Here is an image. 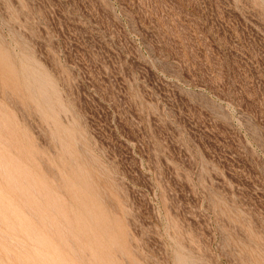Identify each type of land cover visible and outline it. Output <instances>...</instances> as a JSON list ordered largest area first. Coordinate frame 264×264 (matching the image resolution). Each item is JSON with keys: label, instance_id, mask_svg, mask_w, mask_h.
<instances>
[{"label": "rangeland", "instance_id": "rangeland-1", "mask_svg": "<svg viewBox=\"0 0 264 264\" xmlns=\"http://www.w3.org/2000/svg\"><path fill=\"white\" fill-rule=\"evenodd\" d=\"M0 56V264H264V0H0Z\"/></svg>", "mask_w": 264, "mask_h": 264}, {"label": "bare ground", "instance_id": "bare-ground-1", "mask_svg": "<svg viewBox=\"0 0 264 264\" xmlns=\"http://www.w3.org/2000/svg\"><path fill=\"white\" fill-rule=\"evenodd\" d=\"M0 58H1V56H0ZM12 70H13V69H12ZM18 71H19V70H17V72H18ZM21 71H22V70H20V72H21ZM25 71H26V70H25ZM27 71H28V70H27ZM4 72H5V71H4ZM15 72H16V70H15ZM17 72H16V73H17ZM13 73H14V72H13ZM16 73H15V75H16ZM21 73H22V72H21ZM35 73H36V72H35ZM18 74H19V73H18ZM22 74H23V73H22ZM3 75H4V74H3ZM28 75H29V74H28ZM18 77H19V76H18ZM23 78L26 79V77H23ZM33 78H34V77H33ZM5 79H6V78H5ZM14 79H15V77H14ZM16 79H18V78H16ZM30 79H31V78H30ZM20 80H21V79L19 78V81H20ZM35 80H36V78H35ZM27 81L29 82L28 79H27ZM36 81H37V80H36ZM43 81H44V80H43ZM20 82H21V81H20ZM32 82H33V81H32ZM32 82H31V86H30V87L35 86V84H33ZM44 82H45V81H44ZM13 83H14V82H13ZM17 83H18V82H17ZM29 83H30V82H29ZM35 83H36V82H35ZM41 83H42V82H41ZM32 84H33V85H32ZM18 85H19V83H18ZM45 85H46V86H45ZM12 86H14V85H12ZM27 86H29V84H27ZM44 86L47 87V88H49V87L47 86V84H44ZM20 87H21V83H20ZM22 87H23V88H26L25 86H22ZM22 87H21V89H22ZM28 88H29V87H28ZM36 88H38L37 85H36ZM47 88H46V91H47ZM26 89H27V88H26ZM49 89H50V88H49ZM23 90H25V89H23ZM27 90H29V89H27ZM32 90H33V89H32ZM34 90H35V89H34ZM37 90H38V89H37ZM40 90H41V88H40ZM40 90H39V91H40ZM43 90H44V89H43ZM30 91H31V90H30ZM30 91H29V92H30ZM35 91H36V90H35ZM39 91H36V93L39 92ZM25 92H26V91H25ZM29 92H27V93H29ZM32 92H33L32 94H34V91H32ZM49 92H50V91H48L47 93H49ZM22 93H23V92H22ZM30 93H31V92H30ZM39 93H40V92H39ZM44 93H45V92H44ZM25 94H26V93H25ZM32 94H29V95H32ZM37 94H38V93H37ZM27 95H28V94H27ZM33 96H34V95H33ZM33 96H30V97H33ZM37 96H38V95H37ZM39 96H40V95H39ZM39 96H38V97H39ZM48 96H49V94H48ZM50 96H51V95H50ZM50 96H49V100H50ZM34 97H35V96H34ZM43 97H44V96H43ZM41 98H42V97H41ZM41 98L39 97L38 99H41ZM35 99H36V98H35ZM38 99H37V101H36L37 103L39 102ZM29 100H30V99H29ZM51 100H52V99H51ZM30 101H33V99L30 100ZM40 101H41V100H40ZM43 101H44V100H43ZM36 102L33 101V104L36 103ZM51 102H52V101H51ZM30 103H31V102H30ZM49 103H50V102H49ZM40 104H41V103H40ZM40 104H39V105H40ZM52 104H53V102H52ZM41 105L44 106V104H41ZM41 105H40V106H41ZM50 105H51V103H50ZM35 106H36V104H35ZM37 106H38V104H37ZM46 106H47V103H46ZM46 106H45V107H46ZM36 108H38V110H39V107H36ZM48 108H49V107H48ZM52 108H53V107L51 106L50 110H52ZM40 110H41V107H40ZM46 110H48L47 107H46ZM43 111L45 112V108H44V110H42V112H41V111H40V112L43 113ZM48 113H49V114H50V113L52 114L53 112H52V111H51V112L48 111ZM48 113H47V114H48ZM44 114H45V113H44ZM47 114H46V116H48ZM39 115H40V114H39ZM0 116H1V115H0ZM1 117H2V116H1ZM48 117H49V116H48ZM2 118H3V117H2ZM2 118H0V119H2ZM6 120H7V119H6ZM6 120H5V121H6ZM1 124H2V123H1ZM54 125L57 126V125H56V122L54 123ZM54 125H53V126H54ZM55 126H54V127H55ZM0 127H1V126H0ZM10 127H11V126H10ZM53 129H54V128H53ZM55 130H56V127H55ZM12 131H13V130H12ZM0 133H1V132H0ZM13 133H14V132H13ZM1 135H2V134H1ZM11 135H12V134H11ZM4 136H5V135H4ZM52 136H53V135H52ZM52 136H51V138H52ZM60 136H61V135H60ZM53 138H54V137H53ZM57 138L59 139V137H57V135H56V139H57ZM3 155H4V154H3ZM3 155H2V156H3ZM7 156H8V154H7ZM14 160H15V159H14ZM71 160H72V159H71ZM73 160H74V159H73ZM70 162H71V161H70ZM73 162H75V161H73ZM71 163H72V162H71ZM68 164H69V163H68ZM73 164H74V163H73ZM8 165H9V164H8ZM74 165H75V164H74ZM74 165H73V166H74ZM69 166H71V165H68V168H69V170H70V167H69ZM75 166H76V165H75ZM77 166H78V165H77ZM0 167H1V166H0ZM74 169H75V167H74ZM74 171H75V170H74ZM79 171H80V170H79ZM9 172H10V171H9ZM81 172H82V171H81ZM2 173H3V172H2ZM77 173H78V172H77ZM3 174H4V173H3ZM1 175H2V174H1ZM1 175H0V176H1ZM7 176H8V175H7ZM83 177H84V176H83ZM77 178H78V177H77ZM25 179H26V178H25ZM86 179H87V178H86ZM83 180H84V179H83ZM4 181H5V180H4ZM83 182L85 183V181H83ZM86 182H87V180H86ZM73 183H74V182H73ZM79 183H80V182H79ZM79 183H78V184H79ZM32 184H33V183H32ZM34 184H35V183H34ZM9 186H10V185H9ZM6 187H7V186H6ZM11 187H12V185H11ZM29 187H30V186H29ZM78 187H80V186H78ZM44 188H45V187H44ZM87 188H88V187H87ZM31 189H32V187H31ZM31 189H30V190H31ZM38 190H39V189H38ZM43 190H44V189H43ZM31 191H32V190H31ZM34 191H35V190H34ZM34 191H33V192H34ZM16 192H18V190H17ZM89 193L91 194V192H89ZM26 194H27V193H26ZM38 194H39V193H38ZM38 194L35 193V195H38ZM47 194H48V193H47ZM18 196H19V195H18ZM91 196H92V195H91ZM20 197H21V195H20ZM38 197H39V196H38ZM49 197H50V196H49ZM52 197H53V195H52ZM29 199H30V198H29ZM0 200H1V199H0ZM76 200H77V199H76ZM25 201H26V199H25ZM25 201H23V203H25ZM42 201H43V200H42ZM38 202H39V201H38ZM52 202H53V200H52ZM43 204H44V202H43ZM43 204H42L41 206H43ZM45 204H46V203H45ZM55 205H56V204H55ZM88 205H89V204H88ZM88 205H87V206H88ZM32 206H33V205H32ZM51 206H52V204H51ZM51 206H50V207H51ZM43 207H44V206H43ZM50 207H49V208H50ZM52 207H53V206H52ZM9 208H10V207H9ZM11 208H12V207H11ZM24 208H26V207H24ZM32 208H33V207H32ZM54 208H55V207H54ZM51 209H52V208H51ZM51 209H50V210H51ZM85 209H86V208H85ZM87 209H88V208H87ZM91 209H92V208H91ZM91 209H90V210H91ZM27 210H28V209H27ZM29 210H30V209H29ZM29 210H28V213H29ZM53 210H54V209H53ZM60 210H61V209H60ZM63 210H64V208H63ZM71 210H72V209H71ZM9 211H10V210H9ZM15 211H16V209H15ZM51 211H52V210H51ZM58 211H59V210H58ZM0 212H1V211H0ZM6 212H7V211H5L4 214H6ZM7 213H8V212H7ZM32 213H33V212H32ZM34 213H35V211H34ZM40 213H41V212H40ZM53 213H54V211H53ZM53 213H52V214H53ZM1 214H2V213H1ZM9 214H10V213H9ZM15 214H16V213H15ZM20 214H21V213H20ZM21 215H22V214H21ZM53 215H54V214H53ZM53 215H52V216H53ZM98 215H99V214H98ZM9 216H11V214H10ZM9 216H8V217H9ZM18 216H19V215H18ZM25 216H26V215H25ZM32 216H33V215H32ZM57 216H58V214H57ZM73 216H74V215H73ZM100 216H101V215H100ZM4 217H5V216H4ZM4 217H3L2 219H5V220H6V217H5V218H4ZM12 217H13V215H12ZM14 217H15V215H14ZM14 217H13V218H14ZM37 217H38V216H37ZM40 217H41V216H40ZM60 217H61V214H60ZM74 217H75V216H74ZM86 217H87V216H86ZM90 217H91V215H90ZM90 217H89V219L91 220L92 217H91V218H90ZM97 217H98V216H97ZM34 218H35V217H34ZM55 218H57V217H55ZM2 219H1V221H2ZM8 219H9V218H8ZM15 219L18 220L16 217H15ZM37 219H38V218H37ZM41 219H42V218H41ZM62 219H64V218L62 217ZM98 219H99V218H98ZM26 220H27V219H26ZM35 220H36V218H35ZM42 220H43V219H42ZM84 220H86V219H84ZM101 220H102V219H101ZM9 221H10V219H9ZM36 221H37V223L39 222V220H36ZM57 221H58V220H57ZM91 221H92V220H91ZM102 221H103V220H102ZM3 222H4V221H3ZM11 222H12V221H11ZM13 222H14V221H13ZM47 222H48V223H51V222H49V221H47ZM64 222H65V221H64ZM6 223H7V222H6ZM14 223H15V222H14ZM52 223H53V222H52ZM69 223H70V222H69ZM3 224H4V223H3ZM12 224H13V223H12ZM17 224H18V223H17ZM20 224H21V221H20ZM39 224H40V222H39ZM45 224H46V223H45ZM14 226L16 227L15 224H13V227H14ZM39 226H40V225H39ZM69 226L71 227L70 224H69ZM30 227H32V225H31ZM37 227H38V225H37ZM40 227H42V226H40ZM48 227H49V226H48ZM54 227H55V225H54ZM60 227H62V228H61L62 230L64 229L63 226H60ZM67 227H68V225H67ZM105 227H106V226H105ZM20 228H21V227H20ZM22 228H23V226H22ZM38 228H39V227H38ZM44 228H45V226H44ZM49 228L52 229L51 227H49ZM15 229H17V228H15ZM31 229H32V228H31ZM34 229H35V228H34ZM6 230H7V228H6ZM18 230H19V228H18ZM52 230H53V229H52ZM62 230H61V232H62V234H63V231H62ZM65 230H66V229H65ZM19 231H20V230H19ZM19 231H18V232H19ZM31 231H32V230H31ZM47 231H48V230H47ZM47 231H46V232H47ZM69 231H70V230H69ZM73 231H74V230H73ZM7 232H8V231H7ZM21 232H22V231H21ZM48 232H49V231H48ZM53 232H54V231H53ZM53 232H52V233H53ZM71 232H72V231H71ZM16 233H17V231H16ZM33 233H34V232H33ZM49 233H50V232H49ZM52 233L50 234L51 237H52ZM66 233H67V232H66ZM23 234H25V233H23ZM34 234H35V233H34ZM36 234H37V233H36ZM36 234H35V235H36ZM69 234H70V233H69ZM25 235H26V234H25ZM47 235H49V234L47 233ZM54 236H55V235H54ZM0 237H1V235H0ZM4 237H5V236H4ZM26 237H28V236L26 235ZM33 237H35V236L33 235ZM64 237H65V235H64ZM89 237H90V236H89ZM6 238H7V237H6ZM9 238H10V237H9ZM52 238H53V237H52ZM73 238H74V237H73ZM104 238H105V237H104ZM71 239H72V238H71ZM1 240H2V239H1ZM1 240H0V241H1ZM7 240H8V239H7ZM7 240H5V242H6ZM9 240H11V239H9ZM30 240H32V239H30ZM36 240H38L37 237H36ZM41 240H42V239H41ZM55 240H56V239H55ZM67 240H68V239H67ZM2 241H3V240H2ZM39 241H40V240H39ZM9 242H10V241H9ZM63 242H64V241H63ZM6 243H8V241H7ZM11 243H12V246H13V241H12ZM37 243H38V245H39V242H37ZM37 243H36V244H37ZM40 243H41V241H40ZM54 243H55V242H54ZM70 243H71V242H70ZM43 244H44V243H43ZM8 245H9V244H8ZM15 245H16V244H15ZM61 245H62V243H61ZM111 245H112V244H111ZM9 246H10V245H9ZM12 246H11V247H12ZM46 246H47V244H46ZM67 246H68V245H67ZM74 246H75V245H74ZM74 246H73V247H74ZM82 246H83V245H82ZM14 247H15V246H13V248H14ZM55 247H56V246H55ZM62 247H63V245H62ZM68 247H69V246H68ZM87 247H88V246H87ZM15 248H18V247L16 246ZM41 248H42V247H41ZM59 248H60V247H59ZM65 248H66V246H65ZM88 248H89V247H88ZM19 249H21V247H20ZM43 249H44V248H43ZM60 249H61V248H60ZM68 249H69V248H68ZM35 250H36V249H35ZM70 250H71V252H72V250H75V251H76L75 248H74V249H70ZM64 251H65V250H64ZM75 251L72 252V253H76V252H77V251H76V252H75ZM114 251H115V250H114ZM22 252H23V248H22ZM35 252H36V251H35ZM39 252H40V251H39ZM66 252H67V251H66ZM68 252H70V251H68ZM80 252H81V251H80ZM77 253H78V252H77ZM77 253H76V254H77ZM81 253H82V252H81ZM83 253H84V251H83ZM83 253H82V254H83ZM91 253H92V252H91ZM25 254H26V253H25ZM70 254H71V253H70ZM76 254H74V255H76ZM18 255H19V254H18ZM34 255H36V254L34 253ZM74 255L71 254V256H73V257H74ZM87 255H88V254H87ZM89 255H90V254H89ZM16 256H17V255H16ZM20 256H22V258H23L22 253H20ZM25 256H26V255H25ZM77 256H79V254H77ZM77 256H76V257H77ZM84 256H85V254H84ZM26 257H27V256H26ZM26 257H25V258H26ZM76 257H75V260H76ZM97 257H98V255H97ZM11 258H12V256H11ZM19 258H21V257H19ZM28 258H29V257H28ZM41 258H42V257H41ZM78 258H79V257H78ZM88 258H89V256H88ZM13 259H14V258H12V260H13ZM32 259H33V258H32ZM98 259H99V258H98ZM18 260H19V259H18ZM27 260H28V259H27ZM70 260H71V259H70ZM87 260H88V259H87ZM20 261L22 262L23 260H20ZM43 261H44V259H43ZM23 262H25V261H23ZM23 262H22V263H23ZM27 262H28L29 264H32V263H33L32 261H31V263H30V261H26V263H27ZM77 262H78V259H77ZM95 262H96V261H95ZM180 262H181V261H180ZM28 263H27V264H28ZM53 263H54V262H53ZM53 263H52V264H53ZM96 263H97V262H96ZM114 263H115V262H114ZM181 263H182V262H181ZM181 263H180V264H181ZM19 264H20V262H19ZM35 264H36V262H35ZM55 264H56V263H55ZM178 264H179V262H178ZM184 264H185V263H184Z\"/></svg>", "mask_w": 264, "mask_h": 264}]
</instances>
